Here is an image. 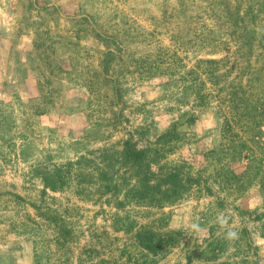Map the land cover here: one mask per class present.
<instances>
[{"label": "rangeland", "instance_id": "374dc122", "mask_svg": "<svg viewBox=\"0 0 264 264\" xmlns=\"http://www.w3.org/2000/svg\"><path fill=\"white\" fill-rule=\"evenodd\" d=\"M217 1L211 9L207 0H0V264H55V243L34 232L47 227L35 206L76 209L77 247L104 230L121 246L128 236L114 230L111 215L119 212L107 197L89 199L88 188L76 184L46 190L34 170L107 146L120 150L131 138L139 149L162 150L155 172L181 165L203 178L200 192L164 210L133 208L149 217L169 214L168 230L182 234L158 264H213L202 256L213 242L225 245L218 263L264 264V124L244 135L246 158L228 160L238 174L248 165L247 174L224 181L216 172L226 166L222 156L206 160L226 142L231 116L219 101L224 94L201 75L205 101L199 107L186 75L200 59L227 57L220 65L230 72L227 83L246 85L243 74L261 62L249 58L250 48L229 41L219 21L222 3L233 12L252 5L264 14V0ZM236 32L242 37L243 29ZM40 105L48 107L45 115L36 114ZM173 126L176 136L158 144Z\"/></svg>", "mask_w": 264, "mask_h": 264}, {"label": "trees", "instance_id": "16d2710c", "mask_svg": "<svg viewBox=\"0 0 264 264\" xmlns=\"http://www.w3.org/2000/svg\"><path fill=\"white\" fill-rule=\"evenodd\" d=\"M207 1L211 9L221 2ZM260 5L259 1L257 6ZM222 6L225 16L224 20L219 21L226 23L224 30H227L229 41L232 40L240 48H250L249 58H256V63L261 62V66L251 65V71L243 74V78L245 74L247 76L246 85L227 83L230 72L222 71L220 67L228 61L227 57L220 60L200 59L196 68L188 70L186 75L194 81L188 89H196L195 96L199 107L205 101V96L200 93L202 86H205V81L198 79L201 75L217 88L218 94H224V97L218 95L219 101L226 104L231 116V119L225 118L223 137L226 142L221 148L208 153L206 160L211 162L216 155L222 156L219 161L225 162L227 166L229 159L236 162L246 158L244 155L249 147L243 141L244 135L248 132L255 133V128L264 124V16L260 17L264 14L252 5L246 11H242L240 5L234 12L227 1H224ZM247 15L249 17L246 19ZM240 29H243V35L236 37V30ZM259 49L261 53L252 55ZM201 64L204 68L199 70ZM222 80H226L223 86ZM49 94L53 102V93ZM49 96L45 94L44 98L49 99ZM47 108L40 105L36 114L45 115ZM236 127L240 128L241 132H236ZM175 130L176 127L173 126L159 138L158 144L176 136ZM86 138L88 139L87 135L83 139ZM232 142L237 143V146L233 147ZM78 145L83 146L84 143L79 142ZM116 147L107 146L90 151L77 159H70L65 164H55L52 167L42 165L34 170L46 190L58 193L76 184L83 189L88 188L89 199L94 200L97 196L99 201L107 197L106 203L119 212L111 215L114 230L128 236L120 246L117 244L119 238L113 237L107 230L95 231L86 244L77 247L80 234H77V227L71 219L72 210L76 209L66 207L44 210L35 206L38 217L47 227L45 230L34 232L42 237L43 241L48 239L55 243V264H158L180 245L182 234L168 230L169 214L163 212L160 216L149 217L144 211H136L133 208L164 210L173 206L184 200L192 190L200 192L203 187L202 176L185 172L181 165L162 166L155 172L153 167L163 159L162 150L139 149L132 138L122 142V149L118 150ZM226 166L216 169L217 174L226 182L239 181L250 168L247 165L245 172L238 174L230 165L229 169H226ZM259 174L260 171H257L255 176L258 177ZM120 212H124V215L121 216ZM144 218L149 219L145 223L137 222L138 219ZM224 250L225 245L220 246V243L213 242L208 244L202 256H207V262L213 264L254 263L249 260L218 263L219 259L216 258Z\"/></svg>", "mask_w": 264, "mask_h": 264}, {"label": "clouds", "instance_id": "9594fccd", "mask_svg": "<svg viewBox=\"0 0 264 264\" xmlns=\"http://www.w3.org/2000/svg\"><path fill=\"white\" fill-rule=\"evenodd\" d=\"M222 224L226 223V220L224 219H221L220 221ZM236 237V233L235 232H231L229 231L228 234H227V238L228 239H234Z\"/></svg>", "mask_w": 264, "mask_h": 264}]
</instances>
